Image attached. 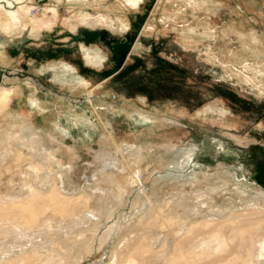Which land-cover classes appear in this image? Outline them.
<instances>
[{"label": "rangeland", "instance_id": "rangeland-1", "mask_svg": "<svg viewBox=\"0 0 264 264\" xmlns=\"http://www.w3.org/2000/svg\"><path fill=\"white\" fill-rule=\"evenodd\" d=\"M126 1H27L30 17L51 26L38 40L29 38L30 29L7 32V13L19 6L0 4L5 7L0 88L20 90L11 109L26 110L18 101L23 95L36 111L31 126L62 134L68 147L82 152L71 175L75 186L102 187L112 194L110 203L119 200L125 206L130 195V204L162 171L149 173L173 158L167 155L159 164L145 160L140 177L135 176L138 170L120 171L115 182L88 184L103 176L106 163L97 153H114L118 147L142 148L146 158L164 146L201 147L195 174L230 172L264 191V162L227 148L221 139L242 145L231 134L251 136L249 146L264 154V0H144L136 8ZM83 16L91 21L84 23ZM246 65L248 78L261 91L237 73ZM106 117L113 126L103 124ZM102 201L97 194L92 207L99 209ZM160 230L155 227L149 234ZM106 255L107 250L93 254L85 264L93 259L103 264Z\"/></svg>", "mask_w": 264, "mask_h": 264}, {"label": "bare ground", "instance_id": "bare-ground-1", "mask_svg": "<svg viewBox=\"0 0 264 264\" xmlns=\"http://www.w3.org/2000/svg\"><path fill=\"white\" fill-rule=\"evenodd\" d=\"M27 1L31 0H0L12 8L19 6L7 13L9 23L4 27L7 32L30 29L29 38L38 40L51 26L47 20L30 17L24 9ZM143 1L126 2L136 8ZM65 2L74 5L73 0ZM2 9L1 5L0 17ZM53 11L57 16L55 7ZM83 17L84 23L91 21ZM39 26L44 28L37 31ZM249 50L252 54L253 48ZM244 56L238 54L237 59ZM248 70L246 65L237 73L261 91L248 78ZM19 93L17 87L0 88V264H85L91 255L105 250L108 261L103 264H264V191L230 172L195 174V155L201 147L164 146L148 158L142 148L118 147L114 153L101 150L97 155L106 163L103 176L94 182L90 178L88 184L115 182L114 175L120 171L138 170L135 176L140 177L145 160L159 164L165 156H173L163 169L149 173L162 171L150 187L138 180L142 187L130 204V195L125 206L119 200L110 203L112 194L102 187L75 186L71 175L82 152L68 147L62 134L31 126L36 111L23 95L18 101L26 110L14 113L11 101ZM15 120L24 124L13 126ZM103 124L112 125L107 117ZM231 135L242 145L234 146L221 137L227 148L253 158L256 155L258 164L264 162V154L256 152L255 145L249 146L253 137ZM97 194L104 201L94 209ZM155 227L161 230L149 234ZM127 231L128 237L123 235ZM92 262L102 264L101 260Z\"/></svg>", "mask_w": 264, "mask_h": 264}]
</instances>
